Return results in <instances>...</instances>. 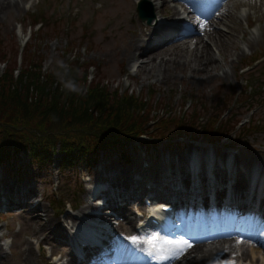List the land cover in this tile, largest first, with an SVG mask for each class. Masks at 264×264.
<instances>
[{"label": "rangeland", "instance_id": "obj_1", "mask_svg": "<svg viewBox=\"0 0 264 264\" xmlns=\"http://www.w3.org/2000/svg\"><path fill=\"white\" fill-rule=\"evenodd\" d=\"M18 3L19 8L14 7L0 13V92L3 93L4 84H1V80L5 79L4 75L13 73L12 81L17 83L13 84L7 93L24 94L27 80H21L19 76L22 67L30 63L35 67L40 66L38 72L36 70V73L40 74L39 83H48L45 91L49 93L69 90L79 96H85L87 89L89 91L94 87L108 95L114 94L115 100H112V96L109 99L96 94L97 98L113 107L122 105L124 108L127 99H131L135 109L127 113V122L134 123L137 120V126L142 125L141 133L133 140L136 144H126L122 152L128 153L131 161L123 164V161L118 160L121 149L117 146L116 151L104 158L101 164L97 161V165L93 169L90 168L94 174L98 173L99 168L105 170L103 174L116 172L119 176L111 180V186L117 185L121 191L120 197L124 198L127 190L132 188L133 181L129 175H137L136 168L139 167L141 158L147 157L151 166L158 169L162 164L161 157L163 162L167 161L166 166L173 168V165L181 166L184 163L185 152L192 148L212 151L215 157L221 158L224 154H232V166L235 169L230 176H235V180L239 178L247 182V176H251L255 167L264 173V36H261L260 43L251 48L249 43L250 35L259 34L264 27V0H227L211 18L212 25H205L204 28L209 31L218 27L229 38L220 42L217 36L214 39L203 36L208 43L205 46L209 54L218 59V64L214 65L204 80L200 79V74L190 71L187 66H180L183 60L189 61L193 58L191 52L184 54L186 43L177 42L182 46L180 56H168V60L159 63L158 53L164 52L166 47L160 48L148 56L151 62L142 68L139 63L145 59H128L130 52L136 53L139 50L129 51L132 49L129 44L127 47L123 46L129 43L133 32L146 35H141L144 38L140 43L141 48L146 50L149 45V25L146 24V18L141 21L137 17L135 0H18ZM152 3L154 4V1ZM165 4L157 8L158 15L172 19L170 8L175 6L168 0H165ZM163 8L167 11L162 15L160 13ZM245 8L252 13V20L254 17L258 20L251 21L250 15L243 17ZM227 10H232L237 17L233 14L228 17ZM254 23L257 26H253L254 32L250 33L249 26ZM119 24L125 29L119 31ZM201 30L198 34L202 37ZM178 32L179 29L176 33ZM189 46L191 50L193 44ZM169 47L167 46V49ZM199 52L198 49L195 52L196 63ZM202 56L203 54L199 59ZM133 64L136 65L134 70L131 68ZM9 67L13 68L11 72H8ZM33 71L35 72V69ZM28 80L31 82V77ZM29 90L32 91L29 96L36 94L34 89ZM63 99L62 96L61 100ZM61 100L59 104L66 111L72 107L71 100ZM141 100L147 106L144 111L141 108L137 112L140 107L138 102ZM93 106V101L84 100L80 107L82 110ZM138 114L143 118H134ZM177 114H185L184 118L187 116L188 119L187 123H180L181 129L166 117L168 115L173 118V115ZM96 116L99 115H94V119ZM161 117L168 119V130L164 132L166 129H157L156 135L159 136L156 137L180 129L184 130L183 135L189 139L176 144L160 142L152 144L150 148L145 147L140 138L152 137L154 128L159 126L156 125V120H162ZM123 120L126 122V118ZM194 121L201 128L205 126L202 132L207 131V126H211L213 132L217 129L212 139L222 130L219 125L222 121H225L226 132L230 134L218 144H210L206 141L210 140L209 137L204 134L205 141L201 136L190 140L192 134L197 132L192 128ZM13 122L15 123V120ZM20 125L19 123L17 127L21 128ZM68 132L72 131L68 129ZM198 134L200 132H197ZM12 154L15 153L11 152L10 155ZM89 156H82L83 163L91 160ZM158 160L159 163L156 162ZM57 162L53 157L50 162L42 165L38 159L34 161L24 152H19L12 155L5 164H0L1 192L4 190L1 189L4 183H13V188L10 185L5 188L6 192H15L24 185L28 186L27 195L20 199V202L11 194L5 196L4 203L0 202L1 209H6L1 205L8 206V211L0 215V234H4L0 246L3 247L6 257H9V264H15L25 256L26 241L34 248L36 264H47L45 257H49L40 245L46 244L51 252L57 255L63 253L66 247L64 242L57 239L42 240L41 232L44 231L36 232V224L32 220L36 215L26 214V208L30 209L39 203L49 210L54 219L66 225L67 219L65 221L63 217L68 213L77 214L84 204H87L86 187L92 186L94 174H88L84 170L85 166L81 169L76 166L65 167L61 170L57 167L56 170ZM222 175L223 172L220 176ZM186 179L187 177H184V181ZM131 214L133 216L132 212ZM133 227L134 222L131 227L120 222L114 230L116 234H123L132 242L137 238ZM62 230L66 237V229ZM36 241H40V245ZM224 245L228 246L227 243ZM215 249L216 247L212 251Z\"/></svg>", "mask_w": 264, "mask_h": 264}, {"label": "trees", "instance_id": "obj_2", "mask_svg": "<svg viewBox=\"0 0 264 264\" xmlns=\"http://www.w3.org/2000/svg\"><path fill=\"white\" fill-rule=\"evenodd\" d=\"M36 67L26 63L21 69L19 79L27 80L26 84H28L24 94L22 92H18V94L7 93L13 87L12 85L17 83L12 81L13 73H7L4 75L5 79L1 80V84L4 86L3 93L0 92V164L9 161L12 155L24 152L32 160L38 159L44 165L52 160L53 154L57 153L58 150L61 168L76 166L85 154H89L91 159L96 160L101 152H106L114 146L123 147L127 142L137 139L136 135L141 133L142 125L138 127L137 120L134 123L127 122L129 120L127 113L131 109H135L132 107L131 99H127L126 108H124L121 104V106L113 107L97 98L96 94L106 96L109 99L112 96V100H115L114 94L108 95L103 90L98 91L94 87L89 91L87 89L85 96H79L69 90L67 92L52 91L49 93L45 91L48 83H39L40 74L36 73V70L38 72L40 66ZM12 69L9 67L8 72H11ZM29 77L32 79L31 82L28 80ZM44 84L45 87H43ZM30 88L36 91L34 96H29L32 93ZM64 93L66 94L64 95ZM62 96L64 97L63 101L61 100ZM60 100L61 102L71 100L73 102L72 107L66 111L59 104ZM84 100L93 101L94 106L81 110L80 106ZM139 102L140 107H138L137 112L141 108L144 111L147 105H144L145 102L142 100ZM96 114L99 116L94 119ZM168 115L166 117H169L168 119H171V122L180 128L182 122L179 117L173 115V118H170L171 116ZM139 116L143 118L141 114L135 115L134 118L139 119ZM5 118L11 120L3 121ZM123 118H126V122ZM12 119L15 120V123ZM161 119L156 120V125L159 124V126L154 128L155 136H159V134L156 135L157 129H166L163 130L164 132L168 130L166 125L168 119L165 117H161ZM19 123L21 128L17 127ZM220 126L223 133L219 132V135L223 136L226 133L225 125L221 123ZM68 129L72 132L67 133ZM180 129L160 137L171 140L173 135H182ZM203 134L212 135L211 126H208V131L203 132ZM57 144L58 149L56 150ZM11 152L15 154L10 155ZM128 158L129 156L126 154V159Z\"/></svg>", "mask_w": 264, "mask_h": 264}, {"label": "bare ground", "instance_id": "obj_3", "mask_svg": "<svg viewBox=\"0 0 264 264\" xmlns=\"http://www.w3.org/2000/svg\"><path fill=\"white\" fill-rule=\"evenodd\" d=\"M238 1H242V0H238ZM229 3H231V2H229ZM162 5H165V3H163V0H162ZM243 5H245V4H243ZM14 7L19 8L18 0H0V13L6 12V11H8ZM174 10H175V7L170 8V11L174 12ZM121 13H125V12H121ZM232 14L237 17V15H235L232 12V10H230V11L227 10V16L228 17L232 16ZM249 15H250V12H248L247 17ZM156 16H158L157 13H155L153 20H157ZM158 23L163 24L165 26L166 32L172 31L171 27L168 26L166 23H164L162 21L159 22V20H157L156 24H158ZM151 24H153V22ZM209 24L212 25V22H209ZM173 26H178V25L173 23ZM118 29L120 31V30H124L125 28L123 25L119 24ZM148 31H149L148 40H150L152 38V36L155 33H157V30H155V28H153V27H150ZM202 33H203L204 37L206 36V38H207V36H208V39H214L215 36H217L218 37L217 39H219L220 42H222L221 40L224 38H227V40L229 38V36L224 34L222 32V30H220L218 27L217 28L213 27V30H211V31L202 29ZM192 34H194V35L189 36V37L184 36L182 38L175 37L172 39H166L160 43H154L152 45H148V46H146L147 47L146 50H144L143 48H141L142 45L140 43L144 40L143 37L146 35H142L140 32L137 35L136 33L133 32L132 38L130 39L131 41L129 40V43L127 42V45L123 44V46L127 47L129 44L132 47V49H130L129 51H131V50L135 51V50L139 49L138 52H136V53L130 52L128 55V59H135L134 57H137V59L138 58L145 59V61H142L139 63V67L142 68V67L149 65V63L151 62V59L148 58V56H151V54H153L155 51L159 50L160 48L162 49V48L166 47L164 52L158 53V55L160 54L159 55L160 61H158L159 63L163 62L165 60H168L170 56H173L174 58H176V56H180V52H182V46L180 43H177V42H181L182 44L186 43L184 54L191 52L193 54V58H192V60H189V61L183 60L180 63V66L183 68L185 66H187L190 69V71L197 73V74H200L201 75L200 79L204 80L209 76L210 71H212V69L218 64V59L213 54H211V55L209 54V52L205 46L208 43L206 40L203 39V37L198 35V33H192ZM189 35H191V33H189ZM253 35H255V34H253ZM253 35H250V39H249L250 48H251V46L256 45V44L261 42V40H262L261 36H264V27L261 29L260 33L257 34L259 36H257V35L253 36ZM253 37H257V38L255 39ZM186 38H189V39H186ZM132 39H134V40H132ZM145 39H146V37H145ZM189 43L193 44V46H192L193 48H191V50L189 49L190 48ZM167 46L168 47L171 46V47H169L167 49ZM196 46H197V48H196ZM197 49L200 50V52L198 54V59H197L198 62L196 63L194 57H195V52L197 51ZM242 50L244 51V48H242ZM239 53H241V52H239ZM202 54H203L202 58L199 59V57ZM156 56H157V54H156ZM191 63H193V65ZM206 73H208V75H206ZM204 75H205V78H203ZM161 142L164 143L165 141H161ZM168 143H173V140H169V142H166V144H168ZM57 149L58 148H56V150ZM57 152H58V150H57ZM59 155H60V153H59ZM101 161H102V159H100V158L96 159V162L99 164H101ZM58 166L56 163V170H57ZM254 173L256 174V172H254ZM107 175H109L113 179H116L119 176L116 172H113V171H111ZM258 175L261 176L260 173H258ZM129 176H130V179H133V182H136V179L132 177L131 173ZM238 181H239V178L236 179L235 190L237 193L238 192L241 193V196L244 197L243 193H242V188L239 187ZM222 182L223 181H220L219 184H222ZM4 184L1 186L2 187L1 189L4 188V190L2 191L3 192L2 195H4V196H6V195L8 196L9 194H11L12 196H15L18 200H20L22 197H24L27 194L28 187L25 185L22 186L19 190L15 191V192H13V191L6 192L5 188H8L9 185L12 186V188H13V183H6L5 185ZM114 187H117V185H115ZM105 202H107L108 205L114 204V200L110 197H107ZM87 208H89V206L85 205L84 207H82L79 210V212L77 214L68 213L67 215H65L63 217L65 221L68 218L71 219L70 227L73 229L74 228L77 229L75 232L77 238L70 240L71 243H69V245L72 248L76 247L78 245L79 241L80 242L83 241V239H80L83 237V233L80 232V229L83 226H86V230L95 229V232H96V228H98V226L95 225L94 223H85L82 220H80L81 217H88L89 216V214L86 212ZM120 212L123 216L122 222L124 224L128 225V227L129 226L131 227L134 218L131 216L132 214H131L130 208L124 206ZM25 213L26 214L33 213L36 215L35 217H32L34 224H36V227H34V229L37 228V230H36L37 233L44 231V232H41L42 233V237H41L42 240H47V239H57L58 240V239L63 238V232H62L63 230L62 229H65L66 226L63 225L62 222L54 219V217L49 214V210L46 207H43L38 203L30 209L26 208ZM98 223H102V221L99 220ZM3 236H4V234L1 233L0 234V241L3 239ZM235 239L236 238L234 236L226 235V236L218 237L216 239V241H230L231 242L229 245V247H230L231 245H233L232 242ZM36 242L41 243L40 241H36ZM200 242L201 241H199L198 243L181 242L180 246L184 247L185 249L182 252L180 249L179 250L177 248L175 249L176 257L173 261V264H204V262L210 258V257H208V255H210V254H207V253H210V251L208 250L207 245H203V244H205V242H203V243H200ZM115 243L118 246V248L121 250L120 254L118 255V257L115 260V264H134L133 262L130 263V262L122 259L121 254H129L132 251H134L136 249V247L138 246V242L137 241L130 242L126 237L123 236V234L118 233V236L115 239ZM222 244H223V242L219 243V245H222ZM0 245H1V243H0ZM187 245H191V247H187ZM1 246H0V264H9L10 263L9 257H6L7 255L4 252L3 247H1ZM243 246L244 245L238 246V249L241 250L242 255L243 254L247 255V257H248L247 264H264V253L262 254L260 252L259 247H257V246H256V248L250 247V249H248L247 247H243ZM261 246L264 247V241H261ZM25 251H24L25 256L22 257L20 260H18L15 264H19L20 262L23 264H36V262H37L36 257H34V255H33V254H35L34 248L31 247V245L27 241H26ZM82 251L85 252V249L83 248ZM72 257L75 258L74 254H72V256L70 255V260L72 259ZM222 257H224V255ZM239 259L241 260L242 257H240ZM68 262H69V260H68ZM70 263H72V262L70 261Z\"/></svg>", "mask_w": 264, "mask_h": 264}, {"label": "water", "instance_id": "obj_4", "mask_svg": "<svg viewBox=\"0 0 264 264\" xmlns=\"http://www.w3.org/2000/svg\"><path fill=\"white\" fill-rule=\"evenodd\" d=\"M142 16V15H141ZM143 17V16H142ZM150 22V18L149 19H147V23H149Z\"/></svg>", "mask_w": 264, "mask_h": 264}, {"label": "snow or ice", "instance_id": "obj_5", "mask_svg": "<svg viewBox=\"0 0 264 264\" xmlns=\"http://www.w3.org/2000/svg\"><path fill=\"white\" fill-rule=\"evenodd\" d=\"M187 247H191V245H187Z\"/></svg>", "mask_w": 264, "mask_h": 264}]
</instances>
